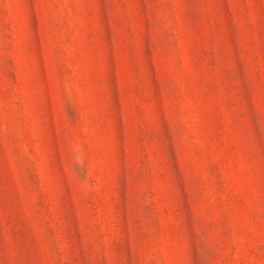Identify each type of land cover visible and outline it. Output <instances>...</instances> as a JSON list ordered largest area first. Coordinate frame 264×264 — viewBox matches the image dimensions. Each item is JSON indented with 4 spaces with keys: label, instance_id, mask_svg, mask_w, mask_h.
<instances>
[{
    "label": "rangeland",
    "instance_id": "obj_1",
    "mask_svg": "<svg viewBox=\"0 0 264 264\" xmlns=\"http://www.w3.org/2000/svg\"><path fill=\"white\" fill-rule=\"evenodd\" d=\"M0 264H264V0H0Z\"/></svg>",
    "mask_w": 264,
    "mask_h": 264
}]
</instances>
